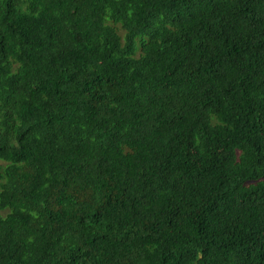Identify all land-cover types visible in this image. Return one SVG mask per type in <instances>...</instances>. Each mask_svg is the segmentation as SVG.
<instances>
[{"label": "trees", "instance_id": "obj_1", "mask_svg": "<svg viewBox=\"0 0 264 264\" xmlns=\"http://www.w3.org/2000/svg\"><path fill=\"white\" fill-rule=\"evenodd\" d=\"M0 264H264V0H0Z\"/></svg>", "mask_w": 264, "mask_h": 264}]
</instances>
